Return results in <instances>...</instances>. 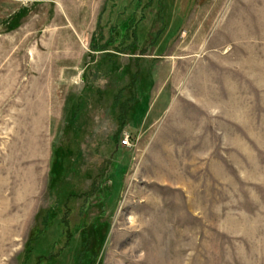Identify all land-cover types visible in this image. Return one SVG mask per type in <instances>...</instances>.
I'll return each instance as SVG.
<instances>
[{
    "label": "rangeland",
    "instance_id": "rangeland-1",
    "mask_svg": "<svg viewBox=\"0 0 264 264\" xmlns=\"http://www.w3.org/2000/svg\"><path fill=\"white\" fill-rule=\"evenodd\" d=\"M148 1L0 0V264H264V0Z\"/></svg>",
    "mask_w": 264,
    "mask_h": 264
},
{
    "label": "trees",
    "instance_id": "trees-1",
    "mask_svg": "<svg viewBox=\"0 0 264 264\" xmlns=\"http://www.w3.org/2000/svg\"><path fill=\"white\" fill-rule=\"evenodd\" d=\"M137 1H139V0H137ZM150 1V0H149ZM149 1H148V3L147 4H149ZM160 1H162V0H160ZM140 2H138V4H139ZM122 8V7H121ZM161 8H162V5H161V3H159V7L157 8V13L158 12H161ZM127 18L126 19H123L121 22H119L118 24H117V29L114 31V34H110V40H105L104 41V46H106L107 44H110L111 42H115L116 40L118 41H120L121 43H124L123 41H125V36H126V33H131V30L133 31V37H134V40L135 41H137V40H139V36H138V26H139V23L138 24H136L137 23V21H135L134 22V20H133V15L132 14H130V15H127L126 16ZM133 21V22H132ZM133 23V24H132ZM131 24H132V27H131ZM110 32H112V31H110ZM116 35V36H115ZM131 37V36H130ZM148 37V36H147ZM98 38L99 39H101V36H99L98 35ZM136 43V42H135ZM140 43H142V42H140ZM120 44V43H119ZM137 44H139V43H137ZM142 45H144L143 43H142ZM133 81H134V79H132L131 80V82H130V85L131 84H133ZM134 84H135V81H134ZM130 85H129V87H130ZM134 86V85H133ZM132 85H131V87H133ZM132 92H134V93H136L137 95L135 96V98H134V93L133 94H130L129 96V99L127 100V101H132V102H134V104L133 105H135V106H142L143 108H145L146 107V104H147V96H146V94H145V92H142V91H140L138 88H134L133 89V91ZM131 99V100H130ZM124 107V105H122V107H121V109ZM142 115V113H135L134 114V116H130L129 117V119H130V121L132 122V124H137V120H139V118H140V116Z\"/></svg>",
    "mask_w": 264,
    "mask_h": 264
},
{
    "label": "built area",
    "instance_id": "built-area-1",
    "mask_svg": "<svg viewBox=\"0 0 264 264\" xmlns=\"http://www.w3.org/2000/svg\"><path fill=\"white\" fill-rule=\"evenodd\" d=\"M121 137H122L121 144H123V145L126 144L128 136L125 133H122Z\"/></svg>",
    "mask_w": 264,
    "mask_h": 264
},
{
    "label": "bare ground",
    "instance_id": "bare-ground-1",
    "mask_svg": "<svg viewBox=\"0 0 264 264\" xmlns=\"http://www.w3.org/2000/svg\"><path fill=\"white\" fill-rule=\"evenodd\" d=\"M1 191V190H0ZM6 213V212H5ZM1 214V213H0ZM6 215V214H5ZM4 217V215H2ZM2 220V219H1ZM1 223V222H0ZM3 244V243H2Z\"/></svg>",
    "mask_w": 264,
    "mask_h": 264
}]
</instances>
